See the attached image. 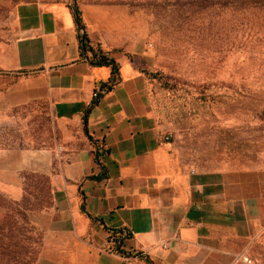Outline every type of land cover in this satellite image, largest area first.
I'll return each mask as SVG.
<instances>
[{"label":"crops","instance_id":"obj_1","mask_svg":"<svg viewBox=\"0 0 264 264\" xmlns=\"http://www.w3.org/2000/svg\"><path fill=\"white\" fill-rule=\"evenodd\" d=\"M15 13L20 36L0 67V99L45 109L54 139L45 149H0V188L18 195L25 176L46 182L47 200L27 214L42 236L36 264H253L264 165L198 162L155 107L149 53L114 50L82 14L86 38L117 66L116 85L90 108L111 69L90 65L71 7L33 0ZM119 231L130 235L122 255L107 245Z\"/></svg>","mask_w":264,"mask_h":264},{"label":"rangeland","instance_id":"obj_2","mask_svg":"<svg viewBox=\"0 0 264 264\" xmlns=\"http://www.w3.org/2000/svg\"><path fill=\"white\" fill-rule=\"evenodd\" d=\"M29 1L0 0V67L20 36L16 7ZM48 1L76 5L87 31L113 42L114 50L143 48L149 53L146 72L155 107L172 125L178 144L198 162L264 165V10H200L181 0ZM4 82L0 74V88ZM53 139L45 109L7 108L0 99V149H45ZM34 190L28 196L31 203L36 193H49L45 183ZM0 195L20 201L24 192L0 188ZM36 209L26 210L27 220ZM34 230L28 235L30 250L20 257L27 264H36L42 246V236ZM250 259L264 264V231Z\"/></svg>","mask_w":264,"mask_h":264},{"label":"trees","instance_id":"obj_3","mask_svg":"<svg viewBox=\"0 0 264 264\" xmlns=\"http://www.w3.org/2000/svg\"><path fill=\"white\" fill-rule=\"evenodd\" d=\"M181 2L187 7L200 10L206 8L233 11L264 10V0H181ZM74 12L76 24L80 28H83L84 23L82 14L76 5L74 6ZM79 39L81 50L89 54L88 61L90 65L95 67H110L111 73L108 82L103 83L98 87L100 90L105 89L106 92L110 91L112 89V85L116 84L118 81L117 66L115 62L108 58V52H106L100 44H91L87 38L85 39V43L82 44L81 36ZM145 73L147 72L145 71ZM101 96L102 95H98L97 98L90 103V108L98 103ZM85 118L86 117L84 116V123L86 122ZM101 153L102 151H99L98 149L96 150V161H98ZM37 178L39 177L31 175L25 176L22 188L24 196L20 201L10 200L6 196L0 195V264H27L25 261L21 262L20 257L21 255L28 253L30 250L31 240L28 235L36 234V232L27 220L26 210L36 209L32 206L33 203H38L39 206L37 208H39L45 200V197H42L39 193L34 195L32 203L28 200V196L31 194L30 192H35L34 188L39 186V183L42 185L43 183L46 184L45 180ZM29 203L32 205L29 206ZM129 237L130 235L124 236L121 231L113 233V245L110 246L109 249H112L113 253L115 252L121 255L125 254L120 250V245L123 239Z\"/></svg>","mask_w":264,"mask_h":264},{"label":"built area","instance_id":"obj_4","mask_svg":"<svg viewBox=\"0 0 264 264\" xmlns=\"http://www.w3.org/2000/svg\"><path fill=\"white\" fill-rule=\"evenodd\" d=\"M114 85H116V84H114ZM114 85H112V87H113ZM105 92H106L105 89H101V90H100L99 88L96 89L95 91H93V93H92V95H91L90 103H91L94 99H96L98 95H103ZM166 139H167V138H166ZM123 235L126 236L127 234H126V233H123ZM108 238H109V240H108V242H107V245H108V247H110V246L113 245V243H112V234H110ZM109 252H111V251L109 250Z\"/></svg>","mask_w":264,"mask_h":264},{"label":"water","instance_id":"obj_5","mask_svg":"<svg viewBox=\"0 0 264 264\" xmlns=\"http://www.w3.org/2000/svg\"><path fill=\"white\" fill-rule=\"evenodd\" d=\"M71 9H72V12H73L74 17H75L74 6H72ZM75 22H76V17H75ZM76 25H77V24H76ZM77 26H78V25H77ZM78 28L81 29V41H82V44H84V43H85V39H86L85 31H84L83 28H80L79 26H78Z\"/></svg>","mask_w":264,"mask_h":264}]
</instances>
